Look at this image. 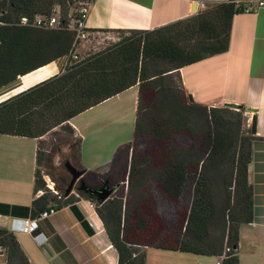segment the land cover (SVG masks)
I'll list each match as a JSON object with an SVG mask.
<instances>
[{"label":"trees","instance_id":"trees-1","mask_svg":"<svg viewBox=\"0 0 264 264\" xmlns=\"http://www.w3.org/2000/svg\"><path fill=\"white\" fill-rule=\"evenodd\" d=\"M56 5L67 7L68 4L66 0H0V22L4 23L0 24V89L74 52L75 36L72 31L43 30L18 24L23 16L50 15ZM240 12L241 9L234 3H220L185 21L152 31H133L131 36H124L105 51L68 65L62 74L2 102L0 135L40 140L35 195L44 193L35 198L31 208H17L24 211V217L31 211L32 217H35L51 204L62 207L79 200L66 196L67 201L61 202L62 198L58 200L53 192L47 190V183L39 171L42 138L58 126H67L73 131L69 125L73 118L138 85L139 102L133 142L149 135L167 140L166 152L159 157L151 155L160 170L162 187L172 198H179L187 187L191 191L195 186V198L186 226L189 239L193 242L181 240L174 246L158 244L161 239L150 221L155 213L147 210L143 197L133 208L134 221L131 223L124 211L123 198L111 197L101 202L96 196L80 189L81 197L95 204L119 253V264H146V252L139 254L137 249L144 246L224 256L223 264H240V228L254 220L253 188L249 181L254 137L249 132L244 133L247 122L244 108L238 107L240 111L234 112L231 108L237 106L209 108L191 102L179 73L185 66L227 52L232 19ZM175 79L181 83L180 86ZM176 132H188L197 137L201 135L203 140L199 145L202 152L198 149L194 151L195 146L188 153L175 149ZM80 146L81 140L77 143L75 154L78 161ZM130 150V144L121 147L119 159L122 154L129 156ZM132 158L130 165L127 162L125 166L126 171L129 170L128 183L132 185L137 175L143 183L147 180L143 170H134L137 166L136 153ZM208 170L231 171L226 172L223 182L228 197L234 192L233 195L237 199L240 197V201L234 206L229 202L227 211L231 214L228 216L222 211L217 217L214 211L215 197L209 185V176L205 173ZM90 178L102 183L91 185L88 183ZM102 179L97 172H88L85 186L97 189L108 183L113 185L112 188L120 189L126 185L127 173L115 184L111 178ZM236 208H239L238 212ZM0 212L8 214L5 207H0ZM214 221H220L222 232L218 243L210 244L206 238ZM143 237L150 242L142 244ZM0 247L6 253L7 264H31L15 233L1 226ZM225 247L230 251H225Z\"/></svg>","mask_w":264,"mask_h":264},{"label":"crops","instance_id":"crops-1","mask_svg":"<svg viewBox=\"0 0 264 264\" xmlns=\"http://www.w3.org/2000/svg\"><path fill=\"white\" fill-rule=\"evenodd\" d=\"M92 1L87 26L94 39L100 33L112 36L152 31L191 19L203 8L227 3L226 0ZM254 5L258 7L257 3ZM66 64L67 58H61L1 88L0 104L59 74ZM179 73L194 103L209 108L233 105L245 109L247 133L254 137L249 164L254 220L240 228L238 256L240 264H264V7L234 15L227 52L185 66ZM138 101L137 85L69 122L81 140L78 166L86 172L85 177L88 172H97L103 179L113 180L119 174V150L133 142ZM253 123H256L255 134ZM39 142L28 137L0 135V207H5L8 213L0 212L8 218L5 223L0 222L3 228L10 229L13 218H33L32 211L24 217V211L17 208H31L35 198L42 195L40 192L35 195ZM88 183L98 184L94 178ZM91 203L81 198L62 207L51 204L48 209L54 207L58 212L40 221L43 244H39L34 235L15 233L30 263L119 264V253ZM145 249L146 264H217L221 260L192 252ZM0 262L7 264L5 253H0Z\"/></svg>","mask_w":264,"mask_h":264},{"label":"rangeland","instance_id":"rangeland-1","mask_svg":"<svg viewBox=\"0 0 264 264\" xmlns=\"http://www.w3.org/2000/svg\"><path fill=\"white\" fill-rule=\"evenodd\" d=\"M203 10H205V8H203ZM124 36L129 37L131 35L129 33H115L111 36L110 34L100 33L96 34V39H94V37L92 36V39H90L91 41L89 40L83 42L75 49L74 53L77 57H71L72 54L69 55L70 58L67 57V64L65 68L68 65L75 64L76 62H79L91 55L105 51L115 43H118ZM65 68L61 70L57 75L62 74ZM50 78H52V76ZM175 82L177 83V85H181V83L177 79H175ZM12 97H10V99ZM231 110L234 112L240 111L238 107L233 109L231 108ZM243 130L244 133L247 134L246 127H244ZM174 139V147L177 150H184L182 152L188 153V150L191 149L192 146H195L194 151L198 149V151L201 150L202 152V149L200 148L201 145H199L200 141L203 140L201 135H198L197 137L192 136L188 132H176L174 133ZM79 141L80 138L76 137L75 133L72 130L67 129V126H58L50 130L45 135L41 143L43 154L39 171L41 172L44 180L47 183V190L53 192L52 194L57 196L58 200L62 198L60 200L61 202L67 201L68 196L66 197V190L68 189V186L72 181L71 174L64 168L62 162L69 159L77 169H80L78 166V160L75 159V154L77 152V143ZM75 142H77L76 145L72 146L71 144ZM166 142V139H161L157 136L149 135L147 137L138 139L132 144L130 143L131 150L129 151V156L127 153L120 155L121 163L119 174L113 177V184H115V182L120 178L123 179L125 173H127L126 185L125 187H121L120 189L116 188V192L112 197L123 198L125 202L124 211L128 213V218H130L129 220L131 223H133L134 221L133 208L138 204V201H141V197L145 198L144 201H146L145 205L147 206V210H152L155 213L153 216H151L150 221L161 239L160 241H158V244L163 243L165 245L168 244L174 246L177 245L178 241L181 240L193 242L191 239H189V236L186 232V226L188 218L190 216V212L192 210L193 200L195 198V186L192 187L191 191L190 188L187 187V189H185L177 199L172 198L169 193L162 187V183L159 179L160 170H158V168L156 167L155 159L151 154L159 157V154L166 152ZM133 153H136L137 160V166L134 170H143V174L146 176L145 179L147 180L142 183L141 181H139L140 176L137 175L132 185H129V170L126 171L125 166L127 162L129 163V165L132 162ZM186 166L188 167V165ZM100 171L106 172V170ZM227 171L231 172L230 170H208V172H205L207 174L206 176H209V185L211 186L212 193L215 197L213 201L214 211L216 212L217 217L219 214H222V211L225 212L227 216L231 214L227 211V209L229 208V202H232V206H234V204L238 205V202L240 201V197L237 199L235 195H233L234 192L231 194L230 198L228 197V192L223 182ZM234 171L232 170V172ZM187 172H190V170H187ZM79 182L80 180L76 184L74 191L69 195V197L75 199L82 198L78 189ZM97 183L102 182L97 181ZM52 184H54L53 189L50 188ZM110 186L113 187L112 184H110ZM40 193L43 194L44 192ZM52 194H50V196L54 197ZM236 210L238 212L239 208H236ZM8 223L10 222L8 221ZM209 230L210 232L207 236L208 238H206L207 243H218V239L222 232L220 221H214V223L210 225ZM143 236H146V234H143ZM146 237L142 238V244H144L145 242H150V240L146 239ZM137 249L139 250V254L144 253L146 250L145 246ZM224 250L227 251L226 247Z\"/></svg>","mask_w":264,"mask_h":264},{"label":"built area","instance_id":"built-area-1","mask_svg":"<svg viewBox=\"0 0 264 264\" xmlns=\"http://www.w3.org/2000/svg\"><path fill=\"white\" fill-rule=\"evenodd\" d=\"M67 7L62 5H56L50 15H36L34 18L23 16L20 18L18 24L22 26L35 27L43 30H57V29H68L74 33L75 49L83 42L91 39V33L88 29L87 22L91 15L93 1L92 0H66ZM227 3H234L238 6L241 11L244 12H255L257 8L264 7V0H226ZM254 3L258 4L255 7ZM202 8L205 4H201ZM0 24H4L0 22ZM71 57H77L73 52ZM70 58V56H69ZM69 61V60H68ZM91 206L95 208V204L91 203ZM58 210L54 207L39 213L33 218H13L10 223V230L13 233L23 232L35 236L36 241L39 244H43L44 234L40 233V221L48 219L53 214H56ZM8 218L0 215V222L5 223ZM4 250L0 247V253ZM227 251H230L227 248ZM4 253V252H3ZM221 260L217 264H223L224 256L220 257ZM202 264V263H199Z\"/></svg>","mask_w":264,"mask_h":264},{"label":"water","instance_id":"water-1","mask_svg":"<svg viewBox=\"0 0 264 264\" xmlns=\"http://www.w3.org/2000/svg\"><path fill=\"white\" fill-rule=\"evenodd\" d=\"M189 99L191 102H194L193 97L189 96ZM253 133L256 132V123H253ZM63 163L64 168L71 174L72 181L70 185L68 186V189L66 190V196H69L75 189L76 184L79 180H81L85 176V171L77 169L72 162L67 159ZM83 190H85L87 193L92 194L98 198L101 202H106L108 199L112 197V195L115 192V188H112L108 183L105 184V186L94 189V188H87L83 187Z\"/></svg>","mask_w":264,"mask_h":264},{"label":"flooded vegetation","instance_id":"flooded-vegetation-1","mask_svg":"<svg viewBox=\"0 0 264 264\" xmlns=\"http://www.w3.org/2000/svg\"><path fill=\"white\" fill-rule=\"evenodd\" d=\"M84 178L86 179V177L84 176V177L80 180V182H79V185H78V186H79V188H78L79 190H80V189L83 190V187L85 186V182H86V181H85ZM85 187H86V186H85ZM100 187H101V186H99L98 188H100ZM98 188H97V189H98ZM84 191H85V190H84ZM85 192H86V191H85ZM91 195H92V194H91Z\"/></svg>","mask_w":264,"mask_h":264},{"label":"bare ground","instance_id":"bare-ground-1","mask_svg":"<svg viewBox=\"0 0 264 264\" xmlns=\"http://www.w3.org/2000/svg\"><path fill=\"white\" fill-rule=\"evenodd\" d=\"M53 186H54V184H52V186H50V188L53 189L54 188Z\"/></svg>","mask_w":264,"mask_h":264}]
</instances>
